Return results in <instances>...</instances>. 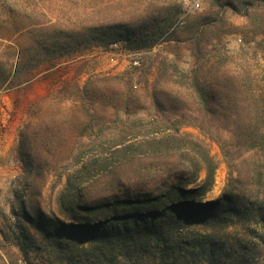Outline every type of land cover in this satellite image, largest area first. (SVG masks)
<instances>
[{"label":"trees","instance_id":"16d2710c","mask_svg":"<svg viewBox=\"0 0 264 264\" xmlns=\"http://www.w3.org/2000/svg\"><path fill=\"white\" fill-rule=\"evenodd\" d=\"M9 12L11 23L22 16ZM181 13L153 5L131 25L63 31L25 23L0 33L24 41L0 55V89L28 83L44 65L82 48L119 40L137 49L170 42L180 26L195 59L190 72L169 76L176 92L155 87L145 107L125 94L116 116L128 119L113 128L94 108L96 81L83 90L93 105L82 130L69 121L68 133L57 130L53 117L27 124L18 159L37 193L43 167L32 142L42 140L44 130L50 142L61 141V134L69 142L90 140L87 152L70 146L68 158L49 162L65 177L58 213H46L27 191L17 194L11 230L25 256L43 248L53 264H254L253 240L264 243V70L260 50L249 47L264 27V0H211L205 15L186 21ZM229 14L247 17L254 35L243 27L229 30ZM238 32L246 46L232 51L224 40ZM163 68L166 73L168 65ZM131 113L145 117L130 120ZM187 128L216 143L229 167L227 187L216 200L201 198L214 186L217 164L202 143L181 133Z\"/></svg>","mask_w":264,"mask_h":264},{"label":"rangeland","instance_id":"374dc122","mask_svg":"<svg viewBox=\"0 0 264 264\" xmlns=\"http://www.w3.org/2000/svg\"><path fill=\"white\" fill-rule=\"evenodd\" d=\"M210 4L211 0H0V33H14L25 23L31 26L46 23L52 30L63 31L103 29L112 24L131 25L138 18L147 15L153 5L179 9L182 12L181 18L186 21L205 15ZM10 10L22 16H16L11 23ZM27 14L31 15V19L23 17ZM226 22L233 24L228 25L229 30H233L234 26L243 27L251 37L254 35V27L247 17L229 14ZM185 34V27L180 26L170 42H160L152 48L137 49L127 40H119L107 46L82 48L44 65L30 82L0 89V264H53L43 248L40 251L31 249L29 257L24 255L11 230L16 223L12 213L13 204L16 203L18 193L27 191L35 201L41 202L46 213H58V198L64 188L65 177H58L57 174L62 169L53 171L49 162L56 163L59 159L68 158L71 154L70 146L79 149L83 145L82 150L88 151L86 145L90 138L86 137L83 142H69L68 134H61V141L50 142L49 135L44 130L43 139L32 142L34 158L43 167V173L36 181L39 193L32 191L31 179L27 178L18 159L20 134L27 124L33 122L34 127L38 121L49 123L53 117V128L57 130L62 126L68 133L67 121L72 129L74 123L82 130L85 110L93 105L92 100H89L90 94L87 95L83 90L93 81H96L92 88L96 92L94 108L111 120L109 127L116 126L117 120L126 122L127 114L119 119L116 116L120 99L125 94L131 93L134 102L145 107L155 87L169 92L177 91V87L168 82L172 72L181 75L193 69L195 59ZM258 34L257 41L251 43L249 48L257 47L260 50L261 72L264 70V50L263 54L261 52L264 42L258 46L257 43L264 37V27ZM23 43L17 37L9 40L0 38V55L9 47ZM224 43L232 51L246 46L240 32L228 35ZM135 60L139 61V65H134ZM164 64L168 65L166 73ZM234 68L233 66L231 70ZM85 95L89 96L86 100ZM143 116L145 117L144 113H131L130 120ZM105 130L107 134L104 136H108L109 131ZM27 131L31 133V140L33 129ZM181 133L202 143L214 158L217 164L215 183L201 200H216L226 189L229 180V167L223 154L216 143L197 130L187 128ZM192 187L193 185L189 186ZM253 245L257 250L254 264H264V243L254 239Z\"/></svg>","mask_w":264,"mask_h":264},{"label":"built area","instance_id":"2783aa9c","mask_svg":"<svg viewBox=\"0 0 264 264\" xmlns=\"http://www.w3.org/2000/svg\"><path fill=\"white\" fill-rule=\"evenodd\" d=\"M134 65H135V66L139 65V61H138V60H135V61H134Z\"/></svg>","mask_w":264,"mask_h":264}]
</instances>
